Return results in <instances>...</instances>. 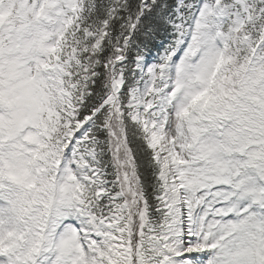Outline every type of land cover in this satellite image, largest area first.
Instances as JSON below:
<instances>
[{
	"label": "snow or ice",
	"instance_id": "6c2138e0",
	"mask_svg": "<svg viewBox=\"0 0 264 264\" xmlns=\"http://www.w3.org/2000/svg\"><path fill=\"white\" fill-rule=\"evenodd\" d=\"M0 264H264V0H0Z\"/></svg>",
	"mask_w": 264,
	"mask_h": 264
}]
</instances>
